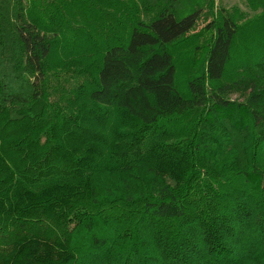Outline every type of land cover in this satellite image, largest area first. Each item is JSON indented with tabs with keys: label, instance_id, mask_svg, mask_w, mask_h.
<instances>
[{
	"label": "trees",
	"instance_id": "1",
	"mask_svg": "<svg viewBox=\"0 0 264 264\" xmlns=\"http://www.w3.org/2000/svg\"><path fill=\"white\" fill-rule=\"evenodd\" d=\"M244 1L0 0V264H264Z\"/></svg>",
	"mask_w": 264,
	"mask_h": 264
},
{
	"label": "rangeland",
	"instance_id": "2",
	"mask_svg": "<svg viewBox=\"0 0 264 264\" xmlns=\"http://www.w3.org/2000/svg\"><path fill=\"white\" fill-rule=\"evenodd\" d=\"M245 1L244 0H214V7L215 10L217 9H224L227 11H235L238 12H246L245 8ZM203 27V24L199 26V28ZM183 60L186 61V59L183 57ZM232 99L237 98L236 95L231 96Z\"/></svg>",
	"mask_w": 264,
	"mask_h": 264
}]
</instances>
